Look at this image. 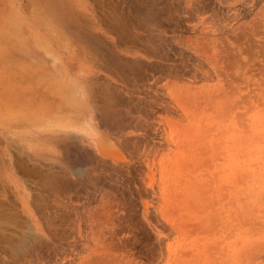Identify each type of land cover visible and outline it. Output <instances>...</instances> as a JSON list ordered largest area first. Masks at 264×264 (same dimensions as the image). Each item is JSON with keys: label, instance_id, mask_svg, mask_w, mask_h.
<instances>
[{"label": "rangeland", "instance_id": "obj_1", "mask_svg": "<svg viewBox=\"0 0 264 264\" xmlns=\"http://www.w3.org/2000/svg\"><path fill=\"white\" fill-rule=\"evenodd\" d=\"M25 5L0 10V264H264V0Z\"/></svg>", "mask_w": 264, "mask_h": 264}, {"label": "bare ground", "instance_id": "obj_2", "mask_svg": "<svg viewBox=\"0 0 264 264\" xmlns=\"http://www.w3.org/2000/svg\"><path fill=\"white\" fill-rule=\"evenodd\" d=\"M25 1L26 0H0V6H1V8H0V10L2 11V12H9V14L11 13L12 14V16L13 17H16L17 19H18V21H20V23H21V21L22 20H24V19H26L25 18V14H24V12H25V7H26V5H25ZM44 1V0H43ZM38 2V1H37ZM50 5V4H49ZM56 6V5H55ZM54 6V7H55ZM58 6V5H57ZM70 7V6H69ZM27 8V7H26ZM35 9V8H34ZM33 10V9H32ZM37 10V9H36ZM39 10V9H38ZM52 10H50L49 12H51ZM71 11H72V9L71 8H68V7H66V9H65V7L63 6V10L62 11H60V9L57 11V12H55V13H58L57 15H53V13H51V14H49V16L50 15H52L53 17V21H56L57 23H59V24H63L64 26H61L62 28L63 27H68V25H67V22L71 19V18H73V15L71 14ZM2 12H0V13H2ZM43 13H45V12H43ZM75 13V12H74ZM73 13V14H74ZM6 14V13H5ZM33 14H35V13H33ZM40 14H42L41 13V11H40ZM1 15V14H0ZM27 15V14H26ZM36 15V14H35ZM75 15H76V13H75ZM2 16V15H1ZM34 16V15H33ZM46 15H44V17H45ZM48 16V17H49ZM28 17V16H27ZM38 17H39V14H38ZM3 18H4V16H3ZM43 18V17H42ZM42 18H41V20H42ZM46 18V17H45ZM45 18H43V19H45ZM4 19H6V18H4ZM78 19V18H77ZM3 20V19H2ZM16 20V19H15ZM38 20V19H37ZM46 20V23H47V19H45ZM44 20V21H45ZM74 20V19H73ZM0 21H1V18H0ZM34 21V20H33ZM35 21H36V19H35ZM43 21V20H42ZM49 21V20H48ZM76 21V20H75ZM26 22V21H25ZM24 22V23H25ZM50 22V21H49ZM49 22H48V24L47 25H49L48 26V28H46L47 30L49 29V27L51 26L52 28L51 29H53V23H50L49 24ZM55 22V23H56ZM5 23V22H4ZM14 23V22H13ZM19 23V22H18ZM28 23V22H27ZM42 23V22H41ZM56 23V24H57ZM6 24V23H5ZM10 24V23H9ZM16 24V23H15ZM22 24V23H21ZM26 24V23H25ZM29 24V23H28ZM53 26H52V25ZM71 24V23H70ZM3 25V24H2ZM10 26V25H9ZM11 26H16V25H12L11 24ZM27 26H29V25H27ZM32 26H34V24H32ZM1 27V26H0ZM3 27H4V25H3ZM20 27V26H19ZM34 27H36V26H34ZM47 27V26H46ZM55 27V26H54ZM5 28V27H4ZM10 28V27H9ZM43 28V27H42ZM45 28V27H44ZM43 28V29H44ZM8 29V28H7ZM22 29V28H21ZM28 29V28H27ZM29 29H32V28H29ZM14 30V29H13ZM56 30V29H55ZM54 30V31H55ZM71 30V29H70ZM11 31V30H10ZM18 31V30H17ZM27 31H29V30H27ZM53 31V30H52ZM16 32V31H15ZM19 32V31H18ZM17 32V33H18ZM60 32V31H59ZM12 33V32H11ZM10 33V34H11ZM22 33V32H21ZM53 33V32H52ZM63 34V33H62ZM7 36V35H6ZM13 36H15L14 35V33H13ZM12 36V37H13ZM19 36V35H18ZM16 37V36H15ZM36 37V36H35ZM11 39V38H10ZM10 39H9V41H10ZM19 39V38H18ZM38 39V38H37ZM64 40V39H63ZM6 41V40H5ZM36 41V40H35ZM11 42V41H10ZM20 42V41H19ZM60 42V41H59ZM13 43V42H12ZM47 43V42H46ZM44 44V43H43ZM16 45V44H15ZM11 46V45H10ZM19 46V45H18ZM47 46V45H46ZM44 47H45V45H44ZM22 49V48H21ZM48 49V48H47ZM9 53H11L10 51H9ZM51 53H53V52H51ZM8 54V53H7ZM12 54V53H11ZM11 54H8V55H10V57L11 58H13L14 56H12ZM23 54V53H22ZM24 55V54H23ZM21 56V55H20ZM9 57V58H10ZM52 57V56H51ZM20 59L22 60V57L21 58H19V61H20ZM56 60H59V59H57V56H53V61L55 62ZM7 61H9V59L7 60ZM11 61V60H10ZM9 61V62H10ZM15 61H17L16 59L14 60V62ZM18 62V61H17ZM53 62V63H54ZM13 63H11V65H12ZM10 65V64H9ZM8 65V66H9ZM10 67V68H9ZM8 68V71L7 72H9V70L11 71L12 69V71H16L15 73H18V71L17 70H14V69H18V70H20V67H22V66H18L17 68H16V66H15V68L13 67V65H12V69H11V66H9ZM24 70V71H23ZM11 71V72H12ZM24 72L25 73V69L24 68H22V70L20 71V72ZM19 72V78H20V82H22L23 84H25V83H30V82H28V79H26L24 82L22 81V80H24L25 78H28V76H29V74H27V71H26V75L24 74V73H20ZM15 73H12L13 75H15ZM11 74V75H12ZM10 77V76H9ZM12 78H14V76L12 77ZM69 79V78H68ZM8 80H10V79H8ZM30 80H32V79H30ZM39 80V79H38ZM27 81V82H26ZM12 81L10 80V82H9V84L11 83ZM20 82H18L20 85H21V83ZM32 82V81H31ZM37 82V81H36ZM35 82V83H36ZM39 82V81H38ZM62 82H63V80H62ZM15 82H13V84H14ZM17 83V82H16ZM7 84V83H6ZM9 84H7V85H9ZM19 84H16V86L17 85H19ZM34 84V83H33ZM69 84V86H68V89L67 90H70V94L72 95V98H68V99H70L71 101H70V103L73 105H71L72 107H73V109L74 110H76L77 109V112L79 113V112H84L85 110H84V108H85V106H86V98H88L89 96V91L87 90V87H88V84L86 83V82H74V83H68ZM11 85V84H10ZM10 85H9V87H10ZM19 85V86H20ZM27 85V84H26ZM34 85H36V84H34ZM41 85V84H40ZM63 85V84H62ZM11 86H13V85H11ZM15 86V87H16ZM23 86V85H22ZM43 86V85H42ZM41 86V88H43ZM24 87V86H23ZM26 87V86H25ZM32 87V86H31ZM63 87V86H62ZM8 88V87H7ZM35 88V87H34ZM18 89V88H17ZM10 90V89H9ZM47 90V89H46ZM66 90V91H67ZM15 91H13V93H14ZM19 92V91H18ZM29 92V91H28ZM31 92V91H30ZM29 92V93H30ZM45 92H47V91H45ZM49 92V91H48ZM9 93V92H8ZM16 93V92H15ZM32 93V92H31ZM30 93V94H31ZM35 93H37V92H35ZM39 93V92H38ZM57 93V92H56ZM67 93V92H66ZM66 93H64L63 92V94H66ZM19 94V93H18ZM40 94V93H39ZM58 94H60V93H58ZM20 95H21V93H20ZM23 95H26L25 93L23 94ZM48 95V94H47ZM17 96H19V95H17ZM27 96V95H26ZM9 98H11L12 99V96L11 97H9ZM13 99H16L15 101L17 102V100L18 99H22L21 98V96H19V98L17 99V97H15V98H13ZM24 99V98H23ZM61 100V99H60ZM67 100V99H66ZM11 101V100H10ZM14 101V100H13ZM12 101V102H13ZM14 101V104L13 105H15V106H17L16 108H17V110H18V108H19V111L23 108L22 106V108H20L19 106L20 105H22V104H24V102H22V100H20L21 102H19L18 104H16V102ZM24 101V100H23ZM68 101V100H67ZM66 101V102H67ZM88 101V100H87ZM61 102V101H60ZM63 102V101H62ZM75 102H77V103H75ZM20 103H22V104H20ZM89 103V102H88ZM88 103H87V109H88ZM12 104V103H11ZM20 104V105H19ZM68 104H69V101H68ZM13 105L11 106V107H13ZM67 105V104H66ZM70 105V104H69ZM68 105V106H69ZM8 106V105H7ZM15 106L13 107L14 108V110H13V108H12V113H14L13 115H16V112H17V118H20L19 117V115H20V112L19 111H17L16 109H15ZM10 107V106H9ZM10 107V108H11ZM76 109H75V108ZM89 110V109H88ZM6 111H8V110H6ZM16 111V112H15ZM21 111H23V109L21 110ZM92 111V110H91ZM11 112V111H10ZM71 112V111H70ZM24 113V115L23 116H25V112H23ZM76 113V112H75ZM75 113H72V114H75ZM77 113V114H78ZM76 114V115H77ZM82 114H85V113H82ZM22 115V114H21ZM43 116H44V114H43ZM43 116H41L42 118H43ZM16 117V116H15ZM26 117V116H25ZM25 117H23V118H25ZM40 117V118H41ZM72 117H74V116H72ZM79 117V116H78ZM81 117V116H80ZM14 118V117H13ZM21 118H22V116H21ZM36 118H38V116L36 117ZM46 118V117H45ZM45 118H43V119H45ZM15 119V118H14ZM77 119V118H76ZM87 119V118H86ZM18 120V119H17ZM20 120V119H19ZM18 120V121H19ZM37 120V119H36ZM47 120V119H46ZM57 118L53 121V123H56L57 122ZM79 120V119H78ZM84 120V119H83ZM23 120H21V124L23 123L22 122ZM65 122V121H64ZM88 122V121H87ZM89 122H90V119H89ZM13 123H15V122H13ZM12 123V124H13ZM39 123V125H40V128L42 127L41 125H43L45 122H43V124H41V122L39 121L38 122ZM37 123V124H38ZM49 123V122H48ZM61 123H63V122H59L58 124H61ZM11 124V123H10ZM11 124V125H12ZM19 124H20V122H19ZM45 124H47V123H45ZM44 124V125H45ZM66 124V123H65ZM65 124H62V125H65ZM29 125V124H28ZM38 125V126H39ZM43 125V126H44ZM61 125V126H62ZM24 126H27V125H24ZM23 125H21V127H24ZM32 126V125H31ZM46 126V125H45ZM49 126V125H48ZM72 126V125H71ZM50 127V126H49ZM65 127V126H64ZM17 128V127H16ZM20 128V127H19ZM35 128V127H34ZM39 128V129H40ZM46 128V127H45ZM21 129V128H20ZM19 129V130H20ZM38 129V130H39ZM42 129H43V127H42ZM24 130V129H23ZM37 130V131H38ZM41 130V129H40ZM16 131V130H15ZM46 131H49L50 132V134H44V135H40L39 133H38V137L40 138H38L39 140H42V141H45L46 140V142H47V140L49 139V141L51 140V139H58L57 141H59V138L58 137H60V135H62V134H60V135H57L58 137H56V135H54L55 134V132H57V131H55V130H53V129H49V130H46ZM60 131L61 132H65V131H62L61 129H60ZM67 131V130H66ZM43 132V131H42ZM45 132V131H44ZM48 132V133H49ZM22 133V132H21ZM23 133H25V132H23ZM66 133V132H65ZM77 133V132H76ZM27 132L25 133V135L27 136ZM30 135V134H29ZM71 135V134H70ZM64 137V136H63ZM65 138V137H64ZM75 138V137H74ZM60 140H61V138H60ZM27 141H29V140H27ZM34 141V140H33ZM54 141V140H53ZM56 141V142H57ZM39 142V141H38ZM37 142V143H38ZM55 142V141H54ZM48 143V142H47ZM58 143V142H57ZM49 144V146H50V148H52L53 149V151L55 150V153H56V151L59 149H57V147L56 146H54L53 144H50V142L48 143ZM42 145V144H41ZM44 145V144H43ZM45 145H46V143H45ZM48 146V147H49ZM52 146V147H51ZM54 147V148H53ZM55 147H56V149H55ZM58 157V156H57ZM33 230V229H32ZM34 231V230H33ZM32 231V232H33ZM27 237V236H26ZM37 238V237H36ZM28 239H30V238H28ZM39 240V239H38ZM29 241V240H28ZM37 242V241H36ZM39 242V241H38ZM27 243V242H26ZM31 243H33V242H31ZM34 243H35V241H34ZM33 243V244H34Z\"/></svg>", "mask_w": 264, "mask_h": 264}]
</instances>
